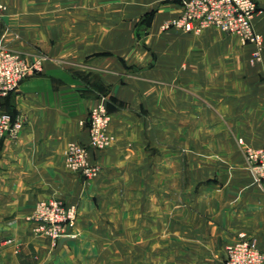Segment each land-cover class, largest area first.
I'll list each match as a JSON object with an SVG mask.
<instances>
[{
  "label": "crops",
  "instance_id": "obj_1",
  "mask_svg": "<svg viewBox=\"0 0 264 264\" xmlns=\"http://www.w3.org/2000/svg\"><path fill=\"white\" fill-rule=\"evenodd\" d=\"M2 1L7 10L0 40L5 34L12 49L41 51L47 59L41 74L26 78L4 101V111L22 116L24 127L18 138L0 144V264H98V240L91 230L122 196L134 198L131 239L137 237L138 213H145L146 259L154 249L166 254L162 241L159 249L153 247L154 232L165 243L172 234L191 245V264H224L226 245L240 233L264 250V182L253 177L240 145L259 148L264 138V0H256L261 12L253 20L263 38L261 62L250 64L256 47L205 30L202 44L194 47L202 61L193 62L191 74L178 66L174 71L170 63L161 76L157 68L132 71L151 63L154 51L137 47L136 26L144 14L159 9L144 29L148 43H156L161 25L180 14L179 0ZM137 5L143 6L140 17ZM155 85L161 86L159 93ZM103 97L110 103L116 141L98 153L101 176L86 182L70 173L65 151L71 142L88 141L89 112ZM154 131L166 138L176 133L177 148H184L185 134H191L186 147L196 150L186 160L191 187L184 185L181 153L172 154L168 141L154 139ZM202 149L213 155L199 157ZM216 178L219 183L200 184ZM49 198L80 210L73 228L77 237L62 238L56 247L26 219L37 201ZM186 207L193 222L168 219L171 208ZM154 211L166 219L153 220ZM136 244L129 248L132 262Z\"/></svg>",
  "mask_w": 264,
  "mask_h": 264
},
{
  "label": "rangeland",
  "instance_id": "obj_2",
  "mask_svg": "<svg viewBox=\"0 0 264 264\" xmlns=\"http://www.w3.org/2000/svg\"><path fill=\"white\" fill-rule=\"evenodd\" d=\"M1 2L5 7L2 11H0V20H2V16L5 14V12L7 10V6L3 3L2 0H1ZM180 4H181V2H180ZM140 7H143V6L142 5L136 6L138 17H140V15L142 16V14H143V10H141ZM132 8L133 7H131L130 9H132ZM121 10L122 11L128 10V6L122 5ZM181 10H182V5H181ZM158 11H159V9H152L150 12L144 14L141 17L142 19L140 21H138V23H137L136 36H135V39L137 42V47L140 48L144 52H150L151 51L150 47L153 48L154 51L153 52L151 51L152 52L151 53V63H149L148 65H145V67L144 66L142 67L139 65L138 66H136V65L132 66V71L134 73L144 74L145 68L150 69V67H151L152 70L154 68H157L156 71H158V73L156 74V76H161V71L165 72V71L169 70L170 68H167V67L171 63V67L172 66L174 67L173 68L174 71H176V67L178 66V67H180V71L183 72L184 74H191V72L193 71V62L198 61V59L202 61L201 57L198 58L200 55L198 53L197 54L194 53V47L198 46L199 44H202L199 42V37L201 36V33L204 32L205 30H216V31H219L220 33H224V32L221 31V29H219L217 27L207 28L198 34L185 32V31L178 29V28L164 29L163 24L166 22L165 21L160 27L159 37H157L159 39L156 41V43L155 42H153V43L149 42L148 43V38H147L148 32L144 31V29L150 27L152 20H153V17L155 16L156 12H158ZM260 12H261V8H260ZM180 13H181V11H180ZM174 18H176V17H174ZM5 32H7V30ZM230 36L231 35H229V37ZM233 37H236V36H233ZM6 38H7L6 35L3 34V36L1 37V40H0V43L4 44L9 49H12L9 46V44L7 43ZM236 39L238 40V42L242 46H246L245 44H242L241 41L237 37H236ZM220 45H223V43L221 42ZM247 45H252V46L257 48L256 51H254L252 54V57H251L252 59H251L250 64L254 65V61L255 62H261L262 61V46H263V44L261 46V50H259V47L256 45H253V44H247ZM12 50H14V49H12ZM15 51H17V50H15ZM216 51H219V50L216 49ZM257 51H258L259 55H257ZM21 53L23 54V56H25L27 59H29L31 61L36 58V55L44 56V59H45L44 63H43V70H44V65H45L47 57L45 56V54L43 52L38 51V52L33 53V54L32 53H24V52H21ZM104 55H108V54H104ZM161 66L163 67L162 70L160 69ZM43 70H42V72H43ZM42 72L37 73V74L35 73L34 75H31V76H36L38 74H41ZM153 74H155V73H153ZM31 76H28V77H31ZM28 77H26V78H28ZM24 80H22V82ZM21 83H20V85H21ZM20 85H19V87H20ZM155 87H156V89L158 87V91H156V92L159 93L160 92L159 88H161V86L155 85ZM162 88L166 89V86H163ZM188 89H191V88H188ZM175 91H173L169 87V92H175ZM12 94H14V93H12ZM12 94H10L9 96H11ZM8 97H6V98H8ZM6 98L3 99V109H4V101ZM158 103H159V100H158ZM99 105H104L107 109L108 114L110 115V121L107 124V126L105 127V133L107 135V139H106L107 142L105 143V146L103 148H97L96 146H94L91 143L92 138L90 135L91 112L94 108H96ZM16 116H20V115H16ZM20 117L23 119L22 116H20ZM111 122H112V113H111V109H110V103H109V100L107 99V97H103L99 100V102L96 105H94V107L91 108V110L89 112V117H88V120L86 123L87 132H88V141L86 143L71 142L68 144L66 151H65L66 166L69 169L70 173L73 175V177H75L76 179H80V180H83L86 182H92V181L97 180L101 176L102 167L98 162V153L108 150L109 148H111L114 145V143L116 141L115 135L112 134V132L110 131ZM153 135H154V139L157 140L158 142H160V140L168 141L169 148H170V151H172V154L173 153L176 154L177 151L179 153H181V157L183 158V161H185V166H184L185 182H184V185H185V187H191L192 182L190 180H187L188 174L191 173V169L186 163L187 157L191 156L193 151H196V150H192V148H186L187 142L189 141V143H191V141H190L191 134L190 135L187 133L185 134L186 139L184 142V144H185L184 148H182L180 146H179V148H177V146H175L176 145L175 141L177 138L176 133H168L167 138H166L165 133H159V131L158 132L154 131ZM187 137H189V138L187 139ZM71 144H80L86 148V150L88 151V162H89L88 165L91 168H94L95 175L87 176L85 174L84 167H80V168L75 169L72 166H70V164L67 161L66 153H67V150ZM240 145H241L242 153L244 152V150L246 148L249 147V146L248 147L244 146L241 141H240ZM250 148H253V147H250ZM198 155L201 158H207L210 155L212 156L213 154L208 149H204V150L202 149ZM205 167L208 168V166H205ZM218 179L219 178H216L214 180L208 179L207 181H201L200 184L208 185V184H211L214 182L219 183V181H217ZM171 186H174V185H171ZM115 199L117 200L116 208H114L113 211L108 210L107 213H103V215L99 219V221L101 222V225H100V223H98L99 224L98 227H100V226L101 227L100 228L97 227V229L91 230L92 232L90 235L93 238V240H96V239L98 240L99 249H98V251H96V253L98 254V259L100 258V262H98V264H100V263L101 264H191V262H189L187 260V256H188V253H190L191 248H193V247L191 245L183 244L182 239H178L177 237H175L172 234L167 238L168 240L165 243L164 239H160V235L157 237L158 233L155 234V232H154V238L152 240V245H154L153 247L154 248L158 247V249H159L160 244H162V242H163L164 243L163 245H165V247H166V254L160 256V254L158 253L156 255V251L154 249V252L152 255L153 257L151 259L150 258H148V259L144 258L145 257V247H146L145 242H144V235H143L144 234L143 228L145 225L144 224L145 223L144 222L145 221V213L143 210L141 211V213H138V216L136 219L138 220V222L139 221H141V222H140V224H138L139 228L136 230L137 233H135V235L137 237L131 239L129 237V233H130V231H134V230L128 229V224L132 219V216H131L132 214L130 215L129 207L133 206L130 204H131V201L134 200V198L122 196L120 198L115 197ZM48 200H58V201L62 202L65 205V207H72V206L76 207L77 212H76L75 221L72 222L71 224L66 225L67 232L75 235V238H76L77 233L74 231L73 228H74V226H76L77 222L79 221V217H80L79 206L76 204H68L64 200H61L59 198H49V199H43V200L37 201L35 206H34V210H33L32 214H30L26 218L27 221L30 222L29 218H31L33 216V214L35 212V208H37L38 203L40 201H48ZM187 209L189 210L190 208L189 207L184 208L185 211H183L182 208H181V211H178V209H176V208H171L168 219L172 223H175L177 220H182V219L189 220L190 222H193L194 219L192 218V213L188 212ZM132 210H134V208ZM152 215H153L152 216L153 220L158 221L160 219H163V220L166 219V217L162 218L161 214L155 213V211ZM94 216L96 219L97 216L95 214H94ZM195 220H196V218H195ZM196 222H197V220L195 221V224H196ZM30 223H32V222H30ZM141 227H143V228L141 229ZM33 230H34V226H33ZM153 231H155V229ZM170 232H171V229H170ZM35 233L37 235H40V236H43V237L49 239L52 246H54V247H56L60 241V240L55 241L54 238L52 236H50L48 233H43V232L41 233V232H37V231H35ZM178 240H181V242L177 244ZM130 241H131V245L129 244ZM134 241H136L138 243V244H136L138 255H137V259L132 262L129 260V248L132 247V242H134ZM235 241H233V242H235ZM233 242H231V243H233ZM231 243H228V244H231ZM166 244H168V245H166ZM180 252L184 253V255H186V253H187L186 256L180 254L184 258L185 261L180 259L181 258V256L179 255ZM225 252H226V247H225ZM90 264H92V263H90Z\"/></svg>",
  "mask_w": 264,
  "mask_h": 264
},
{
  "label": "built area",
  "instance_id": "obj_3",
  "mask_svg": "<svg viewBox=\"0 0 264 264\" xmlns=\"http://www.w3.org/2000/svg\"><path fill=\"white\" fill-rule=\"evenodd\" d=\"M182 5L178 17L167 20L164 29L178 28L189 33H200L210 27H217L225 34L236 36L242 44L259 47L262 36L253 27L254 17L260 12L256 0H180ZM0 0V11L4 9ZM257 55L258 51H257ZM259 57V56H258ZM44 56L36 55L29 60L19 51L9 49L0 43V143L5 137L18 138L24 121L20 116L12 118L3 109V99L15 93L22 80L43 70ZM110 115L104 105L91 112V143L103 148L107 142L105 127ZM246 164L257 182H264V138L259 148H246L243 152ZM67 161L73 168L84 167L87 176L95 175L88 164V151L80 144H71L67 150ZM76 207H65L58 200L40 201L29 221L34 230L48 233L58 241L75 238L66 230V225L76 219ZM224 264H264V250L253 238L241 233L237 240L226 246Z\"/></svg>",
  "mask_w": 264,
  "mask_h": 264
},
{
  "label": "water",
  "instance_id": "obj_4",
  "mask_svg": "<svg viewBox=\"0 0 264 264\" xmlns=\"http://www.w3.org/2000/svg\"><path fill=\"white\" fill-rule=\"evenodd\" d=\"M64 239V238H63Z\"/></svg>",
  "mask_w": 264,
  "mask_h": 264
}]
</instances>
